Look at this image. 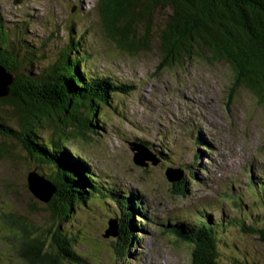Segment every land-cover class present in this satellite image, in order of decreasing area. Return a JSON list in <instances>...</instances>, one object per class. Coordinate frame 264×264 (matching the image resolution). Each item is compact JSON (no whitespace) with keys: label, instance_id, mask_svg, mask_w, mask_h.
<instances>
[{"label":"rangeland","instance_id":"1","mask_svg":"<svg viewBox=\"0 0 264 264\" xmlns=\"http://www.w3.org/2000/svg\"><path fill=\"white\" fill-rule=\"evenodd\" d=\"M169 14V7L155 8L149 17L148 48L129 54L119 51L102 33L98 0H0V16L4 21L21 16L28 20L29 16V22L36 23L38 39L46 38L52 31L50 41L55 49L64 47L68 28L72 26L75 34L84 35L88 44V70L107 72L134 88L127 96L112 97L111 106L102 109V128L88 142L76 139L63 143L69 148L77 146L87 157L96 183L137 192L146 202L147 219L154 223V218L164 220L175 216L178 210L192 215L190 212L202 207L209 209L207 212L214 222L222 217L233 218L239 214L237 206L231 207L220 199L242 201L248 212L256 202L248 194L244 195L248 186L246 179L250 174H264V99L238 86L236 75L223 62L195 56L171 68L161 66L159 36ZM145 27L144 20L138 24L135 29L139 31L138 36L144 33ZM11 110L10 105L0 106L1 119ZM186 123L189 128L197 124L211 147L196 163L197 181L190 182L185 193L175 194L180 188L174 185L178 180L172 183L167 180L166 169L170 165L159 162L155 151L161 145L167 146L168 150L165 148L163 153L172 152L169 153L172 168L185 173L184 168L194 163L195 154L185 136L183 124ZM137 157L141 158L139 164L134 162ZM33 167V159L27 157L16 139L0 136V264H28L23 262L19 251L22 242L29 239L22 237L21 244L17 242L20 232L12 228V218L19 217L27 227L33 225L43 233L53 231L48 212L40 208L27 188V176L34 171ZM31 203L39 206L37 211L29 209ZM98 204H92L88 215H78L80 229L88 240L76 238V250L82 255L91 253L92 260L86 259V264H125L114 258L108 244L102 241L107 222L114 218L116 205ZM217 216L221 217L217 219ZM138 218L145 220L140 215L135 220ZM174 224L181 226L179 222ZM146 228L134 249L129 248L127 257L132 264H191L190 249L173 242L168 233H161L153 223ZM46 236L50 243L49 233ZM224 239L225 244H230V255L245 258L246 264H264V243L256 236L238 229ZM59 240L57 247L53 245L47 251L56 255L59 264H67L68 259L58 251L64 248L63 239ZM220 259L222 264L229 262L226 254H220Z\"/></svg>","mask_w":264,"mask_h":264},{"label":"trees","instance_id":"2","mask_svg":"<svg viewBox=\"0 0 264 264\" xmlns=\"http://www.w3.org/2000/svg\"><path fill=\"white\" fill-rule=\"evenodd\" d=\"M235 5L238 8H232ZM98 6L105 38L119 51L129 54L148 48L151 12L158 6L169 7L170 14L159 36L161 66L171 68L195 56L223 62L236 75L238 86L264 99V0H98ZM29 18L4 21L0 16V65L14 74L9 94L0 98V106L12 107L4 119L0 117V136L20 143L22 151L34 161V173L51 182L56 194L50 203L54 213L48 218L53 231L43 233L33 225L27 227L19 217L11 219L12 228L20 232L17 242L22 237L29 239L20 243L19 256L28 264H59L56 255L47 249L57 247L61 238L64 248L57 249L68 259L67 264H86V259L92 260L91 253L82 255L76 250V238L88 240L80 229L78 215H88L95 203L114 204L118 237L114 241L102 235V241L108 244L114 258L130 264L129 248L134 249L141 235V226L135 220V213L140 214L135 206L136 195L96 183L87 157L77 146L69 148L63 143L76 139L88 142L102 128V109L111 106L112 97L127 96L134 88L107 72L89 71L88 44L84 35L75 34L72 26L64 47L58 50L50 41L52 31L46 38L38 39L36 23L29 22ZM143 20L145 31L138 36L135 29ZM142 145L145 148L146 144ZM166 147L159 146L155 156L174 170L163 153ZM186 167L174 184L180 187L175 194L185 193L189 182L196 178L193 166ZM248 180V195L256 202L248 212L242 201L233 200L239 211L233 218L222 217L214 222L208 216L197 226L176 225L165 231L173 242L190 249L191 264H222L220 254H226L228 264H246L245 258L230 255V244L224 242L232 230L240 229L264 243V179ZM37 207L34 203L29 205L32 211H37Z\"/></svg>","mask_w":264,"mask_h":264},{"label":"water","instance_id":"3","mask_svg":"<svg viewBox=\"0 0 264 264\" xmlns=\"http://www.w3.org/2000/svg\"><path fill=\"white\" fill-rule=\"evenodd\" d=\"M240 7V5L238 4ZM233 6L232 8L236 7ZM14 81V74L8 72L4 67L0 65V98L6 97L9 94V87ZM141 158L134 159L136 164H139ZM155 165L156 163H152ZM166 177L169 182L177 181L181 177V173L167 170ZM27 188L30 194L36 198L37 203L44 212H48V218L51 219L52 212L54 210L50 207V203L54 195L56 194V187L46 179L40 177L37 173L31 172L27 176ZM60 222V221H59ZM60 224V223H58ZM62 224V223H61ZM103 237L105 239H115L118 237V222L111 219L107 222V229L105 230Z\"/></svg>","mask_w":264,"mask_h":264},{"label":"bare ground","instance_id":"4","mask_svg":"<svg viewBox=\"0 0 264 264\" xmlns=\"http://www.w3.org/2000/svg\"><path fill=\"white\" fill-rule=\"evenodd\" d=\"M198 156H199V153H196V158H198ZM241 168V167H240ZM236 179V178H235ZM235 183V182H234ZM236 184V183H235ZM236 186V185H235ZM234 186V187H235ZM251 193V192H250ZM240 199H241V197H240ZM242 200V199H241ZM194 213V212H193ZM178 214H180L179 216H183L184 215V211H180ZM164 217V216H163ZM160 220V219H159Z\"/></svg>","mask_w":264,"mask_h":264}]
</instances>
